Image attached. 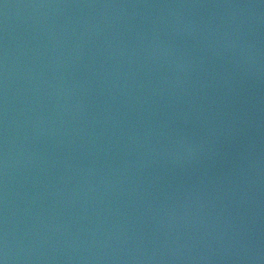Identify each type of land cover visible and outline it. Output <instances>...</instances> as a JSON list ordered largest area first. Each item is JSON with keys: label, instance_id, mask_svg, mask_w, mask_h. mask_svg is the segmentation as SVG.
I'll list each match as a JSON object with an SVG mask.
<instances>
[{"label": "water", "instance_id": "1", "mask_svg": "<svg viewBox=\"0 0 264 264\" xmlns=\"http://www.w3.org/2000/svg\"><path fill=\"white\" fill-rule=\"evenodd\" d=\"M0 264H264V0H0Z\"/></svg>", "mask_w": 264, "mask_h": 264}]
</instances>
